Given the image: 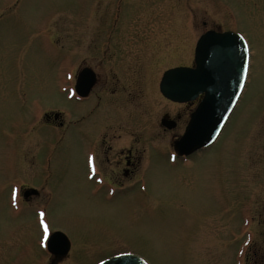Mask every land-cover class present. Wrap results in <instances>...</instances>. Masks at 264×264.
I'll return each mask as SVG.
<instances>
[{"label":"rangeland","instance_id":"1","mask_svg":"<svg viewBox=\"0 0 264 264\" xmlns=\"http://www.w3.org/2000/svg\"><path fill=\"white\" fill-rule=\"evenodd\" d=\"M209 30L244 37L247 80L219 139L178 159L198 102L171 103L159 84L167 69L194 66ZM84 67L98 80L79 104ZM87 109L65 132L45 115L69 125ZM177 114V127L162 126ZM112 133L142 153L134 185L118 190L89 180L94 138ZM27 189L39 195L26 200ZM55 232L72 246L60 264L119 253L264 264V0H0V264H49Z\"/></svg>","mask_w":264,"mask_h":264},{"label":"water","instance_id":"2","mask_svg":"<svg viewBox=\"0 0 264 264\" xmlns=\"http://www.w3.org/2000/svg\"><path fill=\"white\" fill-rule=\"evenodd\" d=\"M194 63V67L165 71L159 85L163 97L174 103L193 102L201 96L184 133L174 144L178 157H189L206 149L220 136L245 86L249 67L248 45L240 34L233 31L210 30L196 43ZM95 83V73L85 68L78 74L75 90L80 97H87ZM161 124L167 129L176 127V122L167 118H163ZM32 194L36 191L28 190L24 196ZM47 247L54 255H66L70 241L65 234L55 232ZM103 264L148 263L136 254L123 253L104 260Z\"/></svg>","mask_w":264,"mask_h":264},{"label":"flooded vegetation","instance_id":"3","mask_svg":"<svg viewBox=\"0 0 264 264\" xmlns=\"http://www.w3.org/2000/svg\"><path fill=\"white\" fill-rule=\"evenodd\" d=\"M114 23H116V20L114 21ZM181 66H185V65H181ZM177 67H180V66H177ZM84 68H90V67H84ZM97 80L98 79H97V74H96V83H97ZM74 88H75V84H74ZM92 89L89 95L84 98L77 96L75 93V90H73V93L76 96L77 102L80 104L90 99L89 97L92 93ZM191 104L192 103H188L184 105L190 106ZM50 113H55V112H50ZM47 114L48 113L45 114L46 118H49V120H51L48 123L55 129H59L65 132L67 127H69L70 125L74 127L75 125H79L83 123L84 121H86L89 117L90 112L89 110L84 111V115L81 118L77 120H70L69 125L67 124L65 125V122L61 118V115L58 116L55 113L54 116L51 117V116H48ZM170 119L176 121V127H177L178 121L182 119V114H177V116L174 119L173 118H170ZM99 137L94 138V141H93L94 142V152H93L94 159L92 160V163H89L90 172H91V175L89 176V180L97 181L103 186L113 187V188H116L117 190L125 185H132L134 181V176L138 170V164L139 162H141L142 153L134 150L133 145L127 149H123L119 147L118 146V136L115 133H112L111 135L104 134L100 138ZM173 150H174V147H173ZM182 158L187 159L188 157H182ZM182 158H178V159H182ZM37 195H39L38 192H36V194L33 196H37ZM30 196L31 195L26 197V200L30 199ZM71 247H70L69 253L66 255H52V254L50 255L49 254L50 256L49 264L62 263L70 255Z\"/></svg>","mask_w":264,"mask_h":264},{"label":"snow or ice","instance_id":"4","mask_svg":"<svg viewBox=\"0 0 264 264\" xmlns=\"http://www.w3.org/2000/svg\"><path fill=\"white\" fill-rule=\"evenodd\" d=\"M246 51H247V49H246ZM245 71H247V64H245ZM44 215V213L42 212L41 213V216H43ZM44 230H45V235H47V231H48V225L47 224H44ZM101 264H103V262H101Z\"/></svg>","mask_w":264,"mask_h":264}]
</instances>
